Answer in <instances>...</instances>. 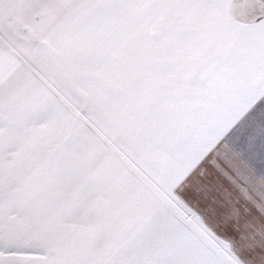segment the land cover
<instances>
[{
    "label": "snow or ice",
    "instance_id": "6c2138e0",
    "mask_svg": "<svg viewBox=\"0 0 264 264\" xmlns=\"http://www.w3.org/2000/svg\"><path fill=\"white\" fill-rule=\"evenodd\" d=\"M0 264H264V0H0Z\"/></svg>",
    "mask_w": 264,
    "mask_h": 264
}]
</instances>
